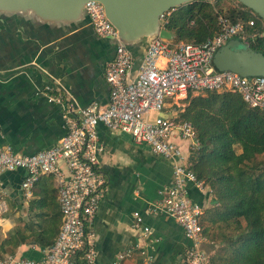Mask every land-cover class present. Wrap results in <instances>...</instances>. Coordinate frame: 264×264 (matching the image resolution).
Segmentation results:
<instances>
[{
    "label": "built area",
    "instance_id": "obj_1",
    "mask_svg": "<svg viewBox=\"0 0 264 264\" xmlns=\"http://www.w3.org/2000/svg\"><path fill=\"white\" fill-rule=\"evenodd\" d=\"M235 9V17L226 12L218 15V31L201 44L175 42L173 37L150 39L136 69L132 52L117 43L113 59L104 67L109 87L106 105L92 102L84 108L66 106L65 135L52 147L35 154L21 156L10 145H0V176L24 171L21 190L26 201L33 198L42 176L56 179L61 216L58 234L44 248L40 260L8 256L0 264H95L92 224L107 185L99 163L104 150L98 138L99 126L130 135L133 143L147 146L152 154L170 163L171 182L158 191L159 198L150 212L170 216L181 227L187 241L183 264H210L201 249L202 243L208 241L201 223L203 212L187 188L192 184L199 192L211 194L205 182L198 180L186 165L185 153L189 155L199 148L197 133L191 123L178 120L177 111L168 115L163 111L168 100L178 107L188 93L231 92L250 108L264 113L263 77H242L211 67L215 51L231 40L264 50L263 22L246 8L235 4ZM84 10L97 36L118 39L117 30L107 20L100 3L87 1ZM246 13L250 17L245 18ZM169 14L170 11L159 17L162 30H167ZM42 93L50 103H64L62 91L53 85H45ZM179 143L185 144L186 149ZM59 162L65 171L59 168ZM8 210L0 190V217ZM132 227L140 230L142 244L127 246L115 256L113 264H124L134 256L139 264H155L145 247L151 230L138 212L133 213Z\"/></svg>",
    "mask_w": 264,
    "mask_h": 264
},
{
    "label": "crops",
    "instance_id": "obj_2",
    "mask_svg": "<svg viewBox=\"0 0 264 264\" xmlns=\"http://www.w3.org/2000/svg\"><path fill=\"white\" fill-rule=\"evenodd\" d=\"M149 40L132 51L135 69ZM114 52V40L97 36L88 19L68 28L0 15V145H10L21 156L35 154L65 135L66 106L106 105L109 87L104 67ZM45 85L62 91V105L47 101L42 93ZM171 102L167 101L164 115L171 113L167 110L174 107ZM98 138L104 148L99 163L107 185L92 224L95 264H113L127 246L142 244L140 230L132 227L134 212L151 230L145 247L155 264H183L187 241L181 227L170 216L150 212L158 191L171 182L170 163L147 146L133 143L126 133L99 126ZM179 144L186 149L185 144ZM185 156L188 158L187 153ZM257 161L264 162V155ZM59 168L65 171L62 162ZM24 176L21 170L0 176V190L9 208L0 217V262L8 256L40 260L61 225L56 179L42 176L33 198L26 201L20 188ZM187 188L203 213L215 206L211 194L199 192L192 184ZM207 240L201 246L210 260L217 247ZM139 263L137 256L124 262Z\"/></svg>",
    "mask_w": 264,
    "mask_h": 264
},
{
    "label": "trees",
    "instance_id": "obj_3",
    "mask_svg": "<svg viewBox=\"0 0 264 264\" xmlns=\"http://www.w3.org/2000/svg\"><path fill=\"white\" fill-rule=\"evenodd\" d=\"M235 4H186L170 11L166 28L175 42L201 44L218 31L219 14L236 16ZM184 103L178 120L191 123L199 141L186 165L215 200L201 216L204 236L217 247L210 264H264V162L257 161L264 155V113L231 92L188 93Z\"/></svg>",
    "mask_w": 264,
    "mask_h": 264
},
{
    "label": "water",
    "instance_id": "obj_4",
    "mask_svg": "<svg viewBox=\"0 0 264 264\" xmlns=\"http://www.w3.org/2000/svg\"><path fill=\"white\" fill-rule=\"evenodd\" d=\"M87 1L103 6L107 20L118 33L115 45L121 43L132 52L148 39H171L170 32L160 28L159 17L163 13L193 2L213 0H0V15L33 18L41 24L71 28L87 19L84 10ZM234 1L263 22L264 37V0ZM211 67L242 77L264 78V54L239 40H231L215 51Z\"/></svg>",
    "mask_w": 264,
    "mask_h": 264
},
{
    "label": "rangeland",
    "instance_id": "obj_5",
    "mask_svg": "<svg viewBox=\"0 0 264 264\" xmlns=\"http://www.w3.org/2000/svg\"><path fill=\"white\" fill-rule=\"evenodd\" d=\"M220 1V5H221V8H223V10H227V8H230L231 6H234V1L233 0H219ZM193 96H197V95H204L205 92H202V93H191ZM186 98H183L181 99L179 102H178V107H171L170 109H167L168 111H170L171 113L174 112V111H177L178 114L181 113V111H183V108L185 107L186 103H184V100ZM172 103V102H171ZM152 117L155 116L154 113H151L150 114ZM151 118V117H150ZM201 249H202V246H201Z\"/></svg>",
    "mask_w": 264,
    "mask_h": 264
}]
</instances>
